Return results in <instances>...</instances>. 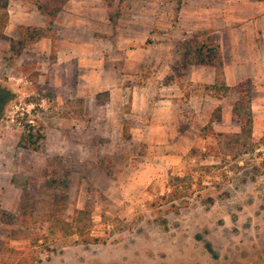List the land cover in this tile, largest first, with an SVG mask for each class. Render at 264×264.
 Segmentation results:
<instances>
[{
  "label": "rangeland",
  "instance_id": "374dc122",
  "mask_svg": "<svg viewBox=\"0 0 264 264\" xmlns=\"http://www.w3.org/2000/svg\"><path fill=\"white\" fill-rule=\"evenodd\" d=\"M263 6L252 0H76L49 37L21 56L0 42V86L15 98L0 122V239L18 229L13 221L27 194L35 214L63 222L88 206L91 221L83 219L88 228L81 240L100 239L79 243L61 227L47 241L55 252L35 264H264V169L254 172L264 166V61L229 64L244 77L238 84L251 89L252 137L240 142L233 100L191 82L192 67L181 87L165 85L175 76L170 68L179 63V44L204 30H178L180 18L182 29L198 27L205 10H226L238 38L244 23L253 28L264 21ZM83 7H99V14L90 17ZM8 8V37L44 27L29 0H8ZM89 19L95 27L74 25ZM223 65L215 68L216 81L225 83ZM31 97L39 110L30 119L45 135L37 153L18 147L15 127L17 112L33 110L25 104ZM215 110L221 115L212 125L216 136L204 132ZM125 123L130 141L122 140ZM46 170L70 172L67 198L56 207L59 189L45 187ZM172 186L188 192L173 201Z\"/></svg>",
  "mask_w": 264,
  "mask_h": 264
},
{
  "label": "trees",
  "instance_id": "16d2710c",
  "mask_svg": "<svg viewBox=\"0 0 264 264\" xmlns=\"http://www.w3.org/2000/svg\"><path fill=\"white\" fill-rule=\"evenodd\" d=\"M29 1L34 6L35 10L44 18V27L27 26L23 28L19 37L14 39L6 35V30L10 21L8 0H0V42L6 43L8 45V50L16 57L21 56L28 45L49 37L50 29L53 27L54 21L71 0ZM168 1L181 5L184 0ZM252 1L264 3V0ZM179 50V63L170 68V72L175 76H167L165 85H170L172 83L181 87L182 79L191 67L217 68L221 64L220 40L217 32L214 30L194 32L189 39L179 44ZM205 90L212 94H218L223 98L231 97L233 100L232 121L240 127V134L236 135L235 139L237 142H240L243 137L245 139H250L253 130V116L251 111V89L249 83H240L230 88L224 82L217 80L214 84L205 86ZM14 99L13 94L0 86V122L6 117V107ZM25 104L27 106H33L34 108L29 112H27L26 109H22V112L19 111L16 113L15 127H20L18 147L23 150L37 153L43 148L45 141L44 129L37 120H31L30 118L31 115L36 114V111L39 110V104L34 102L33 97L26 100ZM220 120V110H215L211 114L207 126L204 128V132L216 136L217 134H213L212 125ZM122 140H131V135L126 123L122 130ZM243 146H245V144H243ZM263 169L264 166L261 163L260 166L254 167V172L260 174ZM44 175L46 177V188L54 190L59 189L54 192L55 196L52 206L56 207L57 204L64 203L67 198L64 194V190L66 189V183L70 172L65 171L62 175L55 172V175L51 176L52 174H48L46 170ZM187 192V189L181 188V190H179L177 187L172 186V190L168 194V197L174 201L180 197H184ZM27 197V194L23 196L22 203L19 207V216L16 221H13L14 225L18 226V229L12 231L7 239H0V264H35L39 262L42 259L43 253L55 252L54 249L50 250L49 247L51 246L47 241H49L51 236L58 235L57 232H60L59 229L61 227H63L62 231L68 234L70 233L72 236H78V238H80V240H78L79 243H100L99 238H93L90 235L81 240L82 235L88 228V226L83 223V219L86 218L88 225L91 221L90 213L87 209L88 206L86 209L76 212V214L70 218V222H63L59 219H54L55 216L51 214H44L42 216L35 214L34 207L27 201ZM208 203L213 204L214 200L208 198ZM5 216L8 219H13L15 217L12 214H5ZM51 219H53V221L48 225L47 223ZM10 223L12 224V222ZM12 243L20 244L14 247L11 245ZM206 248L212 253L208 244H206Z\"/></svg>",
  "mask_w": 264,
  "mask_h": 264
},
{
  "label": "crops",
  "instance_id": "0c3cea01",
  "mask_svg": "<svg viewBox=\"0 0 264 264\" xmlns=\"http://www.w3.org/2000/svg\"><path fill=\"white\" fill-rule=\"evenodd\" d=\"M76 0H71L64 8L63 12L67 9V6ZM207 1H224V0H207ZM258 3V2H257ZM261 5L264 3L259 2ZM264 7V6H263ZM77 10V9H76ZM80 10L85 12L86 14H90V17L97 16L95 14H99V7H83ZM261 13L259 12L261 18L264 20V8H259ZM62 12V13H63ZM61 13V14H62ZM228 13L226 10H219V11H212V10H205V14L203 15V24L200 26H195L194 24H190L188 28H183L182 18L180 21L176 23L178 30H189V31H196L197 29H204V30H216L220 34V57L221 61L224 64L222 68V77L227 85L238 84L240 81L244 79L241 72L235 68L231 69L230 63L237 64V63H260L264 61V33L257 34L258 31H264V21L260 22L259 24L254 25L251 27V23H244L240 28V36L236 38L235 32L229 29L228 23ZM234 14V12H233ZM181 15V14H180ZM181 17V16H180ZM198 19V18H197ZM78 20L74 21V25L77 27L81 26L84 27L86 25H90L91 27L96 24V21L93 19H89L87 23L77 22ZM235 29V30H237ZM248 29V30H247ZM244 30V31H243ZM129 59L127 55L125 56V60ZM189 73L192 75L190 81L193 83H202L203 85H212L216 82V78H218V74L215 68H202V67H192L189 70ZM174 90L177 91L178 97L181 94V91L176 88L172 87ZM137 94H133L132 101L133 107L138 105L139 100L137 99ZM176 95V94H175ZM205 99L210 100V97L205 94ZM212 100V99H211ZM213 101V100H212Z\"/></svg>",
  "mask_w": 264,
  "mask_h": 264
}]
</instances>
